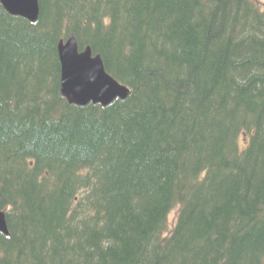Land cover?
Returning <instances> with one entry per match:
<instances>
[{"label": "trees", "instance_id": "1", "mask_svg": "<svg viewBox=\"0 0 264 264\" xmlns=\"http://www.w3.org/2000/svg\"><path fill=\"white\" fill-rule=\"evenodd\" d=\"M38 4H0V264H264V2ZM71 34L126 99L61 95Z\"/></svg>", "mask_w": 264, "mask_h": 264}, {"label": "water", "instance_id": "2", "mask_svg": "<svg viewBox=\"0 0 264 264\" xmlns=\"http://www.w3.org/2000/svg\"><path fill=\"white\" fill-rule=\"evenodd\" d=\"M4 10L12 16L35 23L39 16L38 0H0ZM60 61V91L69 104L86 106L90 103L106 107L115 99L124 100L129 88L111 77L99 55L89 47L79 51L74 35L61 40L57 46ZM0 233L9 235L5 212L0 211Z\"/></svg>", "mask_w": 264, "mask_h": 264}, {"label": "rangeland", "instance_id": "3", "mask_svg": "<svg viewBox=\"0 0 264 264\" xmlns=\"http://www.w3.org/2000/svg\"><path fill=\"white\" fill-rule=\"evenodd\" d=\"M259 2L263 3L264 0H258ZM176 216V210H173L170 214H169V221L172 223L175 219Z\"/></svg>", "mask_w": 264, "mask_h": 264}]
</instances>
